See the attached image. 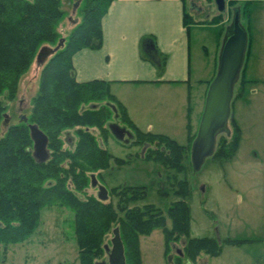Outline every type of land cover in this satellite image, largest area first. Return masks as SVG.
I'll return each instance as SVG.
<instances>
[{"label":"trees","instance_id":"trees-1","mask_svg":"<svg viewBox=\"0 0 264 264\" xmlns=\"http://www.w3.org/2000/svg\"><path fill=\"white\" fill-rule=\"evenodd\" d=\"M72 1L78 3L74 11L77 22L63 36V46L41 66L37 89L25 114L27 122L17 121L5 126L3 113L16 99L22 76L35 62L42 45L58 43L62 36L59 27L67 13L64 5ZM112 1L0 0V245L5 250L9 245L28 239L39 225L41 210L56 203L73 213L79 264H94L105 258L104 245L115 227L119 229L126 264H141L139 236L156 227L163 230L165 253L181 240L182 252L189 261H194L201 252L219 254L222 244L215 238L188 235L190 210L185 197L189 186L185 179L171 180L179 199L167 207L170 227L166 225L162 210L154 205L129 206L145 197L144 186L113 187L111 191L117 196L115 203L108 197L100 200L96 194L87 192L88 187L94 186L92 177L108 169L111 162L118 165L126 162L112 155L92 130L105 136L110 130L107 122L113 113L131 132L129 144H147L143 157L160 161L168 169L183 170L184 158L197 135L188 126V143L183 145L165 134L142 132L130 120L124 105L111 93L108 81H76L72 55L82 48L101 46V19ZM234 3L238 4L228 1L229 6ZM240 6L241 10L233 9V16L235 12L239 17L247 14L246 3ZM185 16L191 22L189 13ZM216 17H222V12ZM149 38L153 42V37ZM247 52L246 44L238 73V89L235 91L234 83L226 120L230 134L223 132L216 136L224 126L220 128L215 133L213 151L209 155L220 161L235 154L240 138L231 105L241 96L247 82L244 77ZM158 56L160 61L156 68L161 73L165 55ZM29 123L37 124L48 136L50 156L45 162L38 163L32 156ZM68 130H73L75 139L64 140L63 135ZM65 142L70 143L71 148L64 147ZM161 193L167 191L162 189ZM175 261L180 264L181 257L175 255Z\"/></svg>","mask_w":264,"mask_h":264},{"label":"rangeland","instance_id":"rangeland-1","mask_svg":"<svg viewBox=\"0 0 264 264\" xmlns=\"http://www.w3.org/2000/svg\"><path fill=\"white\" fill-rule=\"evenodd\" d=\"M186 2L188 12L192 13L191 21L205 20L208 24H219H215L208 32L212 39V43L209 42V51L212 52L215 46L214 36L218 35L221 29L226 34L225 38L231 33L233 9H240L241 6L235 3L229 6L226 0L225 11L222 12V17L217 19L216 15L219 12L214 0H186ZM72 4L73 1L64 5L67 13L59 27L61 38L77 22L74 20L75 12ZM248 19L245 14L239 17L242 28L245 27ZM41 66L34 62L22 76L17 97L6 111L9 116L6 125L19 121L18 101H21V113H28L30 101L37 89ZM258 75H261L260 78L263 76L261 72ZM248 86L246 82L243 91L247 93L245 92V95L242 93L239 97L242 98L238 102L234 99L231 105V113L234 115L236 111L242 120L241 125L236 121L240 128V138L235 155L225 161L208 156L197 170L191 164V150H188L184 158L183 170L168 169L160 161L143 157L147 144H129L130 138L117 140L111 130L103 136L98 130L92 129L98 141L112 155L126 162L121 165L111 162L108 169L96 174L94 176L96 186L88 187V193L96 194L97 187L102 185L107 189V197L115 203L117 196L111 191L113 187L144 186L145 197L129 203V206L154 205L162 210L166 216V225L170 227L171 220L166 215L167 207L171 202L179 199L174 192L175 187L171 185V180L185 179L189 186L188 195L185 197L190 210L188 235L215 238L222 244L219 254L209 255L201 252L194 261H189L182 252L181 240L175 242L170 251L165 253L166 240L163 230L161 227H156L150 233L139 236L141 264H178L175 255L181 257L180 264H264V98L259 96L263 88L259 89L256 98L252 96L250 89L247 90ZM234 88L235 91L238 89V83ZM128 104L132 110V103ZM252 106H255L254 115H251ZM257 106H260L259 110ZM199 108L200 104L196 106L193 100L188 99L184 113L186 118L181 127L174 129L171 125H162V122H158L154 124L156 127L153 131L149 132H161L186 145L188 126L192 133L198 130L201 118ZM107 123L108 128L110 124H117L129 131L115 113ZM140 128L142 132H148L145 127ZM223 132L230 134L229 121L216 133V136ZM63 138L75 139L73 130H68ZM71 146L70 143H64V147L71 148ZM162 189L167 193L162 194ZM72 219L73 213L69 208L56 203L46 205L41 210L38 227L28 239L9 245L5 250L0 245V264H79ZM111 236L112 234L105 242L109 247ZM177 249L179 252H176ZM107 259L106 252L103 260Z\"/></svg>","mask_w":264,"mask_h":264},{"label":"crops","instance_id":"crops-1","mask_svg":"<svg viewBox=\"0 0 264 264\" xmlns=\"http://www.w3.org/2000/svg\"><path fill=\"white\" fill-rule=\"evenodd\" d=\"M233 1L239 5L246 3L249 18L244 27L248 48L244 59L247 90L257 98L263 88L259 96L264 98V0ZM186 13L192 14L186 0H113L101 19V46L82 48L72 55L76 81H108L111 93L139 129L153 131L158 122L174 129L181 127L188 99L196 106L200 104L198 112L202 114L226 35L221 29L214 36L215 46L210 52L212 39L208 32L219 24H208L205 20L190 22ZM149 37H153V42ZM159 54L165 55L161 73L156 68ZM238 81L239 75L235 86ZM238 98L237 102L242 97ZM128 103H132V110ZM254 109L252 106L251 115L255 114ZM233 117L241 125V116L236 111Z\"/></svg>","mask_w":264,"mask_h":264},{"label":"water","instance_id":"water-1","mask_svg":"<svg viewBox=\"0 0 264 264\" xmlns=\"http://www.w3.org/2000/svg\"><path fill=\"white\" fill-rule=\"evenodd\" d=\"M219 12H224L226 7L225 0H214ZM78 3L73 4V11L76 10ZM77 19H75V22ZM246 32L241 27L238 12L234 13L231 33L225 38L218 60L217 71L211 80L204 102L197 135L191 146V162L194 169H199L205 158L213 151L215 133L224 126L230 111L232 90L235 79L241 68L245 48ZM64 38H60L55 46L42 45L35 56V63L43 65L51 55L63 46ZM3 123L6 125L9 120L7 113H3ZM19 121L27 122V116L21 114ZM29 135L32 140V156L36 162H45L50 156L48 148V136L37 126L28 124ZM109 129L117 140H127L132 137L131 132L117 124H110ZM127 136V138H125ZM92 185H96V179L92 177ZM98 199H107V189L98 186ZM111 246L104 245L108 253L107 260H99L94 264H126L124 246L120 237L119 229L112 230L110 238Z\"/></svg>","mask_w":264,"mask_h":264},{"label":"flooded vegetation","instance_id":"flooded-vegetation-1","mask_svg":"<svg viewBox=\"0 0 264 264\" xmlns=\"http://www.w3.org/2000/svg\"><path fill=\"white\" fill-rule=\"evenodd\" d=\"M20 104H21V101H18V107H17V110H18V112H19V114H18V120H19V117L21 116V111H22V107L20 106ZM125 138H127V136H125ZM124 140V139H123ZM96 186V185H95ZM94 186V187H95ZM97 189H98V187H97ZM98 194V191H97V193H96V195ZM176 252H179V250L177 249L176 250Z\"/></svg>","mask_w":264,"mask_h":264}]
</instances>
